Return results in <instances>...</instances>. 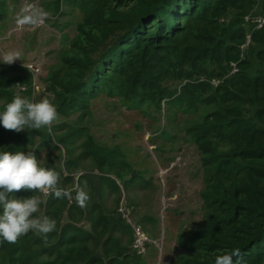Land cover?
<instances>
[{"label": "trees", "instance_id": "16d2710c", "mask_svg": "<svg viewBox=\"0 0 264 264\" xmlns=\"http://www.w3.org/2000/svg\"><path fill=\"white\" fill-rule=\"evenodd\" d=\"M74 1L83 18L60 51L61 68L48 73L45 86L58 116L68 120L78 116L80 122L54 126L53 133L60 137L53 149L85 139L87 129L79 124L91 112L92 102L104 95H126L159 107L172 100L190 109L208 107L203 120L187 129L205 174L201 194L205 228L189 231L180 242L181 257L171 264H215L217 256L236 249L240 255L232 258V264H264V28L254 30V24L244 19L249 14L264 16V0L254 12V0ZM4 3L0 0V26L6 20ZM249 33L253 44L240 61L238 47ZM231 62L238 63L240 72L218 87L200 81L223 78ZM210 67L218 72L211 77ZM24 68L14 62L0 76L25 70L31 83L32 74ZM5 97L6 92L0 91V102ZM13 133L0 124V152L14 154L27 145L33 147L32 139L39 135L31 129L30 136L18 139ZM40 137L44 142L35 155L53 143L51 136ZM11 140L16 144L8 145ZM85 140L77 159L64 163L65 173L45 168L60 174L59 186L73 197L77 187L86 186L88 206L38 191L11 193L14 198L38 196L42 203L34 218L54 219L56 228L47 238L29 231L15 244L0 240V264H141L123 238L116 237L132 233L131 228L105 213L99 200L102 188L118 190L117 180L102 175L96 186L84 174L74 176L88 159L101 172H116L121 180V171L131 173L125 184L133 183L138 174L120 146H99L91 136Z\"/></svg>", "mask_w": 264, "mask_h": 264}, {"label": "rangeland", "instance_id": "374dc122", "mask_svg": "<svg viewBox=\"0 0 264 264\" xmlns=\"http://www.w3.org/2000/svg\"><path fill=\"white\" fill-rule=\"evenodd\" d=\"M4 1L6 20L0 26V71L10 66L2 63L4 53L16 50L21 54V59L18 60L25 61L22 65L25 68L26 63L36 65L41 70V75L39 78H32L31 83L25 70L14 75L0 76V91L6 92V97L0 102V112L17 95V84L31 90L32 97L29 92L22 96L28 100L34 98V102H39L51 97L46 93L45 80L48 73L61 68L60 51L75 35L76 25L83 18L82 10L74 5V0ZM262 1L254 0L253 12L260 9ZM28 5L42 9L48 13V17L38 26L18 28L17 17ZM58 12L61 14L57 16ZM217 73L214 67H210V77ZM170 87L177 89V85ZM209 111L202 104L190 109L172 100L162 102L159 107L154 102L127 98L126 95L117 94L112 98L104 95L92 102L91 112L79 124L87 129L86 137L91 136L95 144L110 148L120 146L125 160L138 174L133 183L125 184L131 179V173L121 171L124 176V180H121L116 172L102 173L88 159L80 163L74 176L84 174L96 186L102 175L117 180V191L102 188L99 200L105 213L118 218V209L121 204H125L133 219L151 238L162 243V251L152 245L145 255L138 256L137 261L141 264L173 263L181 257L180 242L186 240L189 231H201L205 228L206 210L201 198L205 188V174L199 151L187 129L201 122ZM76 121H79L78 116L70 120L58 116L51 125V135L47 127L34 130L39 134L32 139L34 146L27 145L21 151L25 154L33 152L35 155V149L44 142V138L40 136H51L52 146L41 150L35 157L41 167H53L65 173L64 163L69 159H77L87 140L85 137L79 139L75 146L62 145V148L53 149L60 137L53 133V127L66 123L71 126ZM30 130L18 133V139L30 136ZM12 144H16V141L8 142V145ZM116 237L123 238L124 244L126 242L131 250L133 235L130 230L126 235L120 233Z\"/></svg>", "mask_w": 264, "mask_h": 264}, {"label": "clouds", "instance_id": "9594fccd", "mask_svg": "<svg viewBox=\"0 0 264 264\" xmlns=\"http://www.w3.org/2000/svg\"><path fill=\"white\" fill-rule=\"evenodd\" d=\"M48 17V13L31 5L25 6L17 17L18 28L38 26ZM21 59L19 51L11 50L4 53L2 63L13 64ZM56 107L48 100L31 102L19 95L14 96L3 112H0V124L6 130L17 133L25 129L39 130L47 127L52 134L51 125L57 119ZM60 174L53 169L41 167L33 154L17 151L0 152V240L15 244L21 236L29 231H36L47 238L56 228V221L48 217L34 218L40 211L42 203L38 196L14 198L11 193L20 191L40 192L56 199L67 198L85 208L90 202V194L85 188L77 187L75 197L72 192L59 187ZM11 197V198H10ZM239 249L230 254L217 256L215 264H232V258L239 256ZM239 264V261L237 262Z\"/></svg>", "mask_w": 264, "mask_h": 264}, {"label": "built area", "instance_id": "2783aa9c", "mask_svg": "<svg viewBox=\"0 0 264 264\" xmlns=\"http://www.w3.org/2000/svg\"><path fill=\"white\" fill-rule=\"evenodd\" d=\"M245 21L247 23L254 24V30H261L264 28V16L263 15H252L249 14L245 18ZM252 33H249L246 36L245 41L239 45L238 52L240 54V61L246 59L248 56V52L253 44L252 40ZM20 61L17 60L16 63H19ZM27 65V66H26ZM26 68L29 70V72L32 74L33 79L38 77L41 74V70L32 63H26ZM240 72V68L238 66L237 62H231L228 67V73L223 78H220L218 76L211 77L210 79H202L200 81H207L212 86L218 87L226 78H232L236 74ZM17 95L23 96L27 93L28 87L24 85L17 84ZM118 217L127 224L132 231L133 235V242L131 245V250L133 253L137 254L138 256H143L147 253V250L150 246H154V248L160 249L162 251V243L158 240L152 239L151 236L144 230V228L136 222L129 209L125 204H121V206L118 209Z\"/></svg>", "mask_w": 264, "mask_h": 264}, {"label": "water", "instance_id": "95a60500", "mask_svg": "<svg viewBox=\"0 0 264 264\" xmlns=\"http://www.w3.org/2000/svg\"><path fill=\"white\" fill-rule=\"evenodd\" d=\"M25 63V61H23V60H21L20 62H19V64H24Z\"/></svg>", "mask_w": 264, "mask_h": 264}]
</instances>
